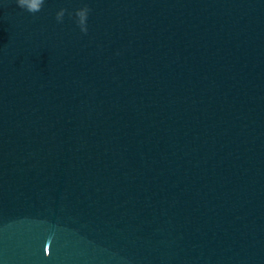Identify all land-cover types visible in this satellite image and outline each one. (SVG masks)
Listing matches in <instances>:
<instances>
[{
  "label": "water",
  "instance_id": "obj_1",
  "mask_svg": "<svg viewBox=\"0 0 264 264\" xmlns=\"http://www.w3.org/2000/svg\"><path fill=\"white\" fill-rule=\"evenodd\" d=\"M0 264H264V0H0Z\"/></svg>",
  "mask_w": 264,
  "mask_h": 264
},
{
  "label": "clouds",
  "instance_id": "obj_2",
  "mask_svg": "<svg viewBox=\"0 0 264 264\" xmlns=\"http://www.w3.org/2000/svg\"><path fill=\"white\" fill-rule=\"evenodd\" d=\"M16 5L27 11L28 13L35 14L42 10V7L45 3V0H15ZM68 12L67 9L61 8L56 13V20L62 22L65 16V13ZM90 9L85 5L82 8H79L75 11L74 15L76 17V23L80 27V30L84 33H87V19ZM72 15V13H68Z\"/></svg>",
  "mask_w": 264,
  "mask_h": 264
}]
</instances>
